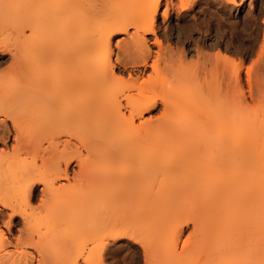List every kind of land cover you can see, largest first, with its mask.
Masks as SVG:
<instances>
[{
    "label": "bare ground",
    "instance_id": "6f19581e",
    "mask_svg": "<svg viewBox=\"0 0 264 264\" xmlns=\"http://www.w3.org/2000/svg\"><path fill=\"white\" fill-rule=\"evenodd\" d=\"M139 1L0 0V15L11 2L12 14L18 11L17 17L24 15V24L17 22L22 26L19 29L24 34L28 28L35 43L27 47L22 81L18 85L15 79L8 82L15 86L13 93L20 92L5 97L8 101L0 99V114L10 119L15 133L11 152L3 150L5 155L0 156V206L11 211L6 222L0 213V221L10 234L18 217L25 225L15 243L0 226V264H33L34 253L28 248L38 251L42 264L51 262L44 238L37 239L29 231L33 219L27 207L39 197L51 201L62 193L67 202L58 200L62 206L57 205L61 210L58 220H53L74 223L85 219L77 231L82 225L88 227L92 241H99L85 256L72 255L70 241L63 239V264H78L80 259L103 264L106 246L124 240L141 246L145 264H264V133L260 132L264 124L251 122L254 127L261 126L259 132L250 124L245 131L244 121L245 129L241 124L230 134L220 129V137L225 138L218 145L220 158L216 162V56L207 61L212 74L205 82L207 88L198 85L201 81L196 87L183 85L182 79L199 77L198 63L182 66L183 57L163 44L173 38L177 45L198 48L200 39H210L216 23L211 19L188 22L183 13L190 9L189 1L179 0L178 22L162 30L156 17L163 0H142L145 5ZM132 3L140 4L132 7ZM165 7L163 16L167 18L175 8L173 0H165ZM55 31L62 42L58 51L55 43L54 47L43 44L44 36L51 39L49 34ZM198 34L201 37L195 38ZM117 36L123 37L114 44ZM50 63L61 66L57 75L45 71ZM23 95L32 106L22 107L25 111L34 109L36 114L41 111L56 118H40L48 125L42 124V128L39 121L42 129L31 138L25 133H29L26 129L33 115L28 120L27 112L24 115L16 103ZM188 100L194 107L200 100L202 107L194 110ZM188 106L195 114L200 110L203 114L207 108L205 116H200L205 120L197 114L201 122L190 121ZM159 107V117L144 119ZM6 119L0 124V143L5 146L12 136ZM29 153L43 159L42 169L32 161H23L22 155ZM74 163L78 171L72 170ZM63 181L68 184H60ZM38 184L44 185L40 194ZM162 195L212 199L210 214L206 211L208 224L223 231L225 237H233L224 242L220 232H214L219 240L214 235V243L204 250L199 243L206 232L197 217L180 247L176 239L164 244L153 226L154 198ZM118 199H125L126 209L107 220L104 213Z\"/></svg>",
    "mask_w": 264,
    "mask_h": 264
},
{
    "label": "rangeland",
    "instance_id": "374dc122",
    "mask_svg": "<svg viewBox=\"0 0 264 264\" xmlns=\"http://www.w3.org/2000/svg\"><path fill=\"white\" fill-rule=\"evenodd\" d=\"M188 1H189L188 3L190 9H187L188 11L187 10L184 11L183 17L188 22L192 21V23H194V21L196 20L211 19L215 21L216 28L213 29L212 31L213 34L210 35L209 40L207 38L200 39L201 41L199 43L198 48H195V46H189V45L187 46L186 44L177 45L176 40L173 38L170 41L164 40L163 44L165 47H167V45L172 47V49H174V52L179 54L178 56L181 55L183 57L182 58L183 64L181 63L182 66L187 67L194 64H195L194 66H196V63H198V67L196 68L198 71H200L199 77L196 76L195 78H193L194 80L189 79L190 82L185 79H182L180 83H182L183 85H187V83H189L188 85L195 86L197 85V83H199V81H201L203 83L198 85L205 86V82H208L212 78V74L210 71L211 65H209L210 62L208 63L207 61L213 59L216 56V153L218 154V156L216 154L217 156L216 162H217V160L220 158V155L218 153V145H220L222 140L225 138L224 136L223 138L220 137L221 136L220 129L221 131L222 130L226 131L225 129H227L228 133L230 134L233 133L234 130H235L234 132L237 131V129L240 126L239 124H241V126L244 127V125L241 123V121L242 122L244 121L243 122L244 124L247 122V124L245 125L246 127L247 125L250 124L249 127L251 129L255 130L256 132H259L260 130L257 131V129L261 128L262 124H264V0H188ZM139 2L144 3L145 1L141 0ZM173 2L175 8L170 10V13L167 18H164L163 12H164V8L166 7H165V0L162 1L160 12L156 17V20L158 21L157 23L162 27V30L167 29V26L169 29L170 27H173L176 24V22H178L177 19L179 16L178 10L180 6V2L179 0H173ZM135 3L134 4L132 3L133 5L131 6L138 7L140 4L139 3L135 5ZM8 4H9L8 7L5 9L6 12L3 13L4 16L0 15V80H3L1 82L2 84H0L1 100L2 98L5 97L7 99H10L15 95V93L20 92L19 91L13 93L14 91H16V90L13 91L15 86L13 84L12 86H10L11 84L8 82L15 79L16 81L15 80L14 81L17 84L20 83L19 81H22L23 71L25 70V66H26L25 64L27 63V58L29 55L27 47H29L30 49L31 47L35 46V43L33 42L34 38L32 37L29 38L31 31L28 28L26 30L24 29L23 32L25 33L23 34L21 31L22 29L21 30L19 29L20 27H22L19 24L21 25L24 24V15L20 14L19 17H17L18 11H17V15L15 12L14 14H12L13 13L12 12L13 9H11L12 5L10 6V4L12 3L8 2ZM9 8H10V12L7 11V9ZM14 16L18 18V21L17 18H15ZM20 18L21 20H19ZM17 22L20 23L18 24ZM59 26H61V24H59ZM60 29H62V27H60ZM55 33L49 34V38L51 39H47L46 37H48V34H46V36H44L43 38L44 39L43 41H45V43L43 42V44L44 45L46 44L47 47L49 46L54 47L53 43H55V47H56L55 49L56 51H58L57 46L60 50L62 42L61 39L58 38L59 34L57 36L56 31ZM169 33H172L174 34V36H177V34L174 33V31L169 30ZM194 36L195 38L201 37L200 34H198V36L197 35ZM122 37L123 36H117L114 40V44L116 43L117 40L122 39ZM25 38L26 40L29 39L27 40V43ZM45 39H47V41ZM148 39H150L151 42H153L154 36L150 35L148 36ZM175 46L178 48H176ZM153 50L157 51L158 50L157 46H154ZM45 71L49 72V74L51 73L53 75H57L58 72L61 71V66L55 63H50L45 66ZM20 85H21L20 87L22 88L24 84L21 83ZM205 87L207 88V86ZM205 87L204 89H206ZM204 89L201 88V90L203 91ZM21 98L23 99L21 100ZM19 99H16L17 100L16 103L19 105L18 109H21L20 111L24 115L26 114L25 112H27L28 120L31 114L33 115V117H30L33 118L30 119L31 124L29 123L30 124V125L28 124L29 127L27 126L29 130L28 128L26 129L27 131H29V133L27 132L25 133L27 135V138L34 137L33 135H37V133H39V131L43 128L42 126L46 127L48 125L45 119L41 120L40 118H46L49 116V118L51 119L53 118V120L56 119L54 118V116H52L49 113L47 116L46 112L39 111L40 113L37 112L36 114V112H34L35 111L34 109H33L34 111L31 109L30 112L29 110L25 111L24 108L26 109L27 106L32 107L31 105H29V103L31 104V102L24 95L20 96ZM19 101H22L20 102L21 104L19 103ZM188 103L191 104L190 100L187 101V104ZM199 104H200V100L196 102L197 107L192 106V104L190 105V107L191 108L194 107V110L196 109L198 110V106L202 107V105ZM161 107H159L151 114H146L144 116L145 117L144 119L150 117L153 118L159 117ZM190 107L188 106V110L192 112L193 109H191ZM201 107L199 108L204 109ZM204 110H203L204 112L203 114L200 113L201 110L200 112H198L199 110L197 111V114L201 121H203V119L205 120V117L202 119L201 117L205 116L204 114H206L205 112H207V108H205ZM191 112L188 113L187 111V113L190 115L189 120L194 121V123H196L195 121L196 119H198V116L197 114H195V111L192 113ZM40 114L43 117H41ZM219 118L221 119L223 118L221 122ZM5 119L6 117L0 114V124H2V121ZM232 119L234 120L232 121ZM245 119L247 120L245 121ZM6 120L8 127L12 129V136L10 137L7 146H5L3 143H0V156L5 155V153L2 152L3 150L7 152H11V147L15 144L14 142L15 133L12 128V123L10 119H6ZM181 120L183 121V123H185L184 119ZM200 120L198 119V121ZM38 122L40 123V126L43 124L41 126L42 127L41 129L39 125H37L39 124ZM251 122L252 123L256 122L255 123L256 125L258 126L261 125V126L256 127L255 125L256 127L255 128ZM232 124H234V126ZM241 126H240L241 129L246 128V127L242 128ZM2 129L3 127L1 128V131ZM92 129H93L92 132H95L96 127ZM246 130H249L248 127L245 129V131ZM260 132L264 133V131H260ZM219 137L221 138V140L219 139L220 141L218 143L217 141ZM44 146H47V143H45ZM22 158L24 159L23 161L27 160L26 162L28 163L33 162L32 164H35L39 168H41L44 163L43 159L40 156L34 155L32 153L24 154L22 155ZM234 164L235 161L233 164H231V166L232 167L235 166ZM72 168H74L72 170L78 171V167L76 163L72 165ZM171 182L172 181H169L168 184H170ZM60 184H68V182L63 181L62 183L60 182ZM42 186L44 185L38 184V194L41 193L40 191L41 188H43ZM41 198L39 197L38 200L32 202L29 205L31 206L30 209L29 207H27L28 208L27 211L28 213H31L33 219L32 221L33 223L29 231L30 233L33 232L37 239L38 236L40 237L42 236L44 238V249L52 257L51 262L49 261L48 264H63V259L61 258V256L66 247L63 244L64 243L63 239H65V241L67 240V242L68 240L70 241L69 249H71L70 251L72 252V255L83 254L86 256L87 254H89L91 252V249L96 244H98L99 241L98 240L92 241L90 235L91 232L90 230H88V227H83L82 225V227L80 228L81 231L80 230L77 231L76 228H78L79 225L82 224L85 219L84 220L79 219L74 223L69 222L68 219L67 221L65 220L63 223L59 221L55 222L53 220V218L57 219V215L60 213L61 210L62 205L58 203V200L59 202H61L62 200L63 202L66 203L67 201L64 200V198H67V195L65 196V194L63 193L59 194L54 199H51V201L53 200L52 202L50 201V199L45 200V202H43L41 201L42 200ZM124 200L125 199L116 200L114 203H112L113 205L110 206L109 210L107 209L108 211H106V209L104 210L103 208H101L100 207L101 205H99V208L101 211L102 209L104 212L106 211V213H104L105 215L104 214L103 215L106 217V219L109 217V219L107 220H110L111 216L112 218L116 217L126 209L127 203L124 202ZM210 200L212 201V199L206 196H196V197L168 196V195L156 196L154 198V209H153V217H154L153 226L155 230L154 232H156V235L164 244H168L169 241L175 239L179 240V247H180L182 245V242L192 232L194 226L193 224L194 219L200 217V219L202 220L201 227L202 229L204 228L203 233L204 231L206 232L205 235L206 237L205 236H204L205 238L203 237L204 239H202V242H200L201 244L199 243V246L202 247L203 249L204 247H206L204 250H207L208 248L207 246L209 245L211 246L212 242L214 243L213 239L215 237L213 238V236L217 234V232L218 233L220 232L212 229L210 224H208L209 222L207 220V215L209 217L210 203H212L210 202ZM57 205L58 206L61 205V206L58 207ZM0 213L5 215L3 221L4 222H6V220L8 221V214H10L11 211L0 206ZM53 213L54 214L57 213V214L53 216L54 215ZM70 215H72V213H70ZM19 221H21V218L19 217L16 220H14L13 222L14 229L11 234L8 233L9 231L5 226V224L2 223V221H0V226L2 230H4L6 237H8L14 243L18 235L20 234L19 231L21 229L22 230L25 229V225L23 223H19ZM75 223L78 226H76ZM210 228L212 229L211 230L212 231L211 233H213L212 236L210 234ZM222 232H220L221 235L223 234ZM217 235H215L216 239L218 238L217 240H219L220 237V239L221 240L223 239L222 241L224 242L229 240L230 237L231 238L233 237V236L227 237V235L226 237L224 235L218 237ZM60 240H62V242ZM217 240L216 243L219 242ZM14 247L15 246L10 247L11 250L12 249L14 250L15 249ZM28 251L31 252L32 254L34 253L33 264H42L40 262V255L37 250L33 248H28ZM103 257H104L103 259H105L103 260L104 262L103 264H132V260L135 261L134 263L137 262L136 264H145L143 249L141 248L140 245L130 240H124L122 242H117V243H113V242L109 243L105 248ZM78 264H88V263L80 259Z\"/></svg>",
    "mask_w": 264,
    "mask_h": 264
}]
</instances>
